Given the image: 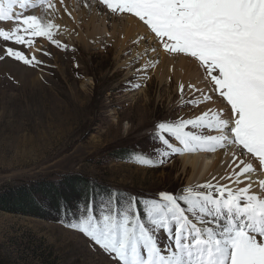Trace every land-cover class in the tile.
I'll return each instance as SVG.
<instances>
[{"label": "snow or ice", "instance_id": "6c2138e0", "mask_svg": "<svg viewBox=\"0 0 264 264\" xmlns=\"http://www.w3.org/2000/svg\"><path fill=\"white\" fill-rule=\"evenodd\" d=\"M59 4L0 0V56L39 66L35 54L12 46L33 47L36 38L68 51L54 38L57 13L71 17ZM84 7L140 29L131 44L142 49L123 54L132 87L161 63L171 65L169 80L177 62L188 76L178 84V106L203 110L157 122L151 155L159 164L184 153L223 151L225 159L203 182L152 196L93 190L66 226L111 264H264V0H86ZM151 155L137 162L156 166Z\"/></svg>", "mask_w": 264, "mask_h": 264}, {"label": "rangeland", "instance_id": "374dc122", "mask_svg": "<svg viewBox=\"0 0 264 264\" xmlns=\"http://www.w3.org/2000/svg\"><path fill=\"white\" fill-rule=\"evenodd\" d=\"M54 38L69 50L46 38H36L33 47L12 45L35 54L43 61L39 66L0 56V188L37 179L54 182L59 195L35 213L0 209V264H111L66 225L93 190L152 196L186 185L190 168L183 173L180 157L191 153L160 165L151 155L159 141L144 136L156 124L143 131L137 127L145 114L150 120H175L187 118L191 107L180 109L179 98H172L174 85L160 83L154 70L140 87L129 85L137 83L128 75L133 67L120 66L129 55L116 58L111 47L81 51L80 44H70L58 33ZM44 51L51 55H42ZM143 63L141 59L135 67ZM132 94H148L150 101L133 108L126 99ZM140 154L151 155L156 166L138 163ZM86 186L91 191L84 194Z\"/></svg>", "mask_w": 264, "mask_h": 264}, {"label": "bare ground", "instance_id": "6f19581e", "mask_svg": "<svg viewBox=\"0 0 264 264\" xmlns=\"http://www.w3.org/2000/svg\"><path fill=\"white\" fill-rule=\"evenodd\" d=\"M54 2L57 3V7H61L59 0H54ZM85 2L86 0H64V4L71 12V17L67 13L63 12V10L57 13L55 22L61 27L56 33L64 36L65 41H68L73 45L76 44V46L77 44H80V47L77 49L81 51H90V49L102 50L107 47H111L110 49L114 50L116 58L129 51V49H131V54H135L142 49V45L140 48H137L131 44V41L136 38V33L140 31V29H138L130 20L119 21L115 18H108L103 14L102 11H97L95 7H93L91 10L84 7ZM88 2L91 3V0H88ZM27 14H36V12L29 11ZM121 36L124 38L122 39ZM129 59L130 55L124 57V59L120 62V66L129 67L127 66ZM170 67L171 65L168 63H161L156 69H154V74L160 83L168 85L169 87L174 85V90L177 92V94H174L172 98H179L181 103L182 101L178 94V84L181 81L187 82L188 76L184 74V70L181 68L180 63L177 62L175 66V74L172 76L171 80H169ZM128 75L132 77L134 76V72L130 73L129 70ZM160 97L161 95H159V98ZM126 99L133 102V108L141 100H145L147 102L150 101L148 94H132L126 97ZM202 110L203 108H191L189 110L190 112L188 117L198 115ZM186 111H188V109ZM161 120L164 119L155 118L154 120H150L149 116L145 114V116H143L142 120L140 121L137 130H147L153 124H157V122ZM130 121L133 122V118L130 119ZM127 123L129 122L127 121ZM144 136L149 137L152 135L151 133H146ZM187 156H189V154ZM187 156L184 155L183 157H180L183 162L182 165L184 166L182 168L183 173L187 172L190 168V179H188L186 185L189 183H195V179H198L197 183L203 182L204 179L210 178L211 174H216L217 172L222 171L221 161L225 159L223 151H218L217 153H191L189 156L190 158L187 159L189 160V163L184 161ZM254 179H256V177H254Z\"/></svg>", "mask_w": 264, "mask_h": 264}, {"label": "trees", "instance_id": "16d2710c", "mask_svg": "<svg viewBox=\"0 0 264 264\" xmlns=\"http://www.w3.org/2000/svg\"><path fill=\"white\" fill-rule=\"evenodd\" d=\"M56 187L54 182L37 179L19 185L2 186L0 188V209L12 213L43 211L47 209L44 206L45 202L52 201L56 196H59L55 195L56 189H58ZM89 191H91L90 188L86 186L84 194Z\"/></svg>", "mask_w": 264, "mask_h": 264}]
</instances>
